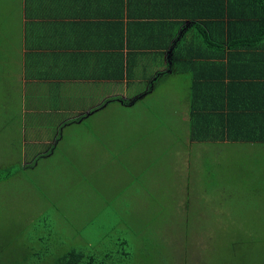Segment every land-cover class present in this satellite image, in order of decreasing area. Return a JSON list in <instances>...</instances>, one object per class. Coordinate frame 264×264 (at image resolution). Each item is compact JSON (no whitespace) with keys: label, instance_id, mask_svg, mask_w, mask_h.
Wrapping results in <instances>:
<instances>
[{"label":"rangeland","instance_id":"374dc122","mask_svg":"<svg viewBox=\"0 0 264 264\" xmlns=\"http://www.w3.org/2000/svg\"><path fill=\"white\" fill-rule=\"evenodd\" d=\"M18 24L15 0H0V175L11 176L0 181V236L48 225L68 236L88 227L93 240L119 227L136 259L150 250L166 264H232V245L247 259L264 248V190L243 186L264 173V145L191 142L178 73L143 79L130 105L117 98L79 125L33 119L21 100Z\"/></svg>","mask_w":264,"mask_h":264},{"label":"crops","instance_id":"0c3cea01","mask_svg":"<svg viewBox=\"0 0 264 264\" xmlns=\"http://www.w3.org/2000/svg\"><path fill=\"white\" fill-rule=\"evenodd\" d=\"M191 1L15 0L20 23V39L15 41H18L20 72L25 75L21 100L29 102L23 107L36 120L56 123L61 118L70 121L69 125H79L90 115L89 111L100 112L113 104V99H122L130 105L127 93L138 88L143 79L148 81L153 76V81L161 79L166 80L162 83H169L177 72L188 84L187 92L181 99L172 100L190 114L191 83L178 72L189 65L174 63L176 50L184 46L180 55L186 50L189 55L206 50L204 43L191 46L188 42L203 39V31L208 34L206 22H224L225 26L216 32L221 43L216 45L215 53L235 51L233 42L228 41V16L219 22L207 19L203 13L211 6L202 2L203 13L192 19L196 9L189 4ZM259 4L264 12V0ZM213 8L222 9L221 0ZM241 8L236 5L232 11ZM202 33L203 38H198ZM257 49L255 52L264 53V47ZM246 67L242 68L244 71L235 66L223 70L226 76L236 77L253 71L251 65ZM116 88H123L124 92H115ZM136 97L142 95L138 93ZM33 104H38L39 109ZM45 115L48 119H44ZM34 123L37 122L34 120L29 127H35Z\"/></svg>","mask_w":264,"mask_h":264},{"label":"trees","instance_id":"16d2710c","mask_svg":"<svg viewBox=\"0 0 264 264\" xmlns=\"http://www.w3.org/2000/svg\"><path fill=\"white\" fill-rule=\"evenodd\" d=\"M202 2L211 6L206 13H203ZM259 3L262 4V0H221L222 9L219 11L213 7L215 4L219 5L220 0H192L189 3L196 9L191 15L192 19L200 16L197 14L199 12L207 19H217L218 22L228 16L230 19L228 41L233 42L235 49L228 54L218 51L220 54L217 55L216 45L221 43V39L216 38V32L225 24L206 22L208 34L203 31L205 37L203 38V33L198 36L203 39L188 42L191 46L204 43L206 50H199L200 52L190 55L189 50H186L185 54L180 55L183 46L173 55L174 63L189 65L186 67L187 70L182 71L181 68L178 72L186 76L191 83V142L199 144L243 142L264 145V53L255 52L257 48L264 47V12ZM236 5L242 8L233 12L232 7ZM178 10L181 12V9ZM249 18L251 20L248 22ZM200 26V23L197 24V28L200 29ZM249 49H254V52ZM246 65L252 66L253 71L249 74L236 77L224 74L223 68L226 69L227 66L229 69L230 66H235L242 70L247 68ZM120 101L122 104L126 103L122 99ZM56 139L51 144L49 154L58 146ZM39 143L47 145L41 140ZM40 158L41 155L34 162ZM225 173L229 177L236 176L230 171ZM8 174L9 172L1 174L0 181L10 179L11 176L7 177ZM260 176L257 182L250 186L244 185V180L238 176L236 179L239 185L243 184L249 192L259 191L264 190V173ZM124 220L127 226L131 225L127 219ZM58 230L61 229L47 225L13 234H1L0 264H166L164 260L153 263L154 257L147 253L150 250L140 254L139 260L136 259L135 244L129 241L126 231H119V227H111L110 233L102 227V232L93 240L89 237L92 229L88 227L77 229L71 236ZM232 241L239 244V241L234 239ZM232 246L236 248L230 257L232 264H264V248L247 259L239 251L241 246ZM227 254L225 257L230 256Z\"/></svg>","mask_w":264,"mask_h":264}]
</instances>
